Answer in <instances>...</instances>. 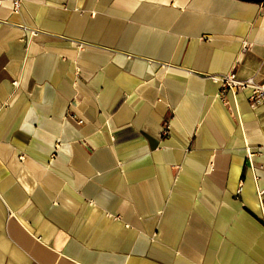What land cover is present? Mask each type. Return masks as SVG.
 Segmentation results:
<instances>
[{"label": "crops", "instance_id": "obj_1", "mask_svg": "<svg viewBox=\"0 0 264 264\" xmlns=\"http://www.w3.org/2000/svg\"><path fill=\"white\" fill-rule=\"evenodd\" d=\"M14 1L0 264H264L263 3Z\"/></svg>", "mask_w": 264, "mask_h": 264}, {"label": "built area", "instance_id": "obj_2", "mask_svg": "<svg viewBox=\"0 0 264 264\" xmlns=\"http://www.w3.org/2000/svg\"><path fill=\"white\" fill-rule=\"evenodd\" d=\"M14 3L18 8L20 0H15ZM203 77L209 78L214 82L219 83L221 85L222 92L226 91L227 89L234 90L235 92H241L250 89V101L253 107H256L264 102V83H258L254 77L240 79L235 70L223 74H206ZM225 102L227 103V101ZM80 122L82 123V121ZM169 131L170 124L167 122L165 125L164 134H168ZM238 191L240 192L241 189Z\"/></svg>", "mask_w": 264, "mask_h": 264}, {"label": "water", "instance_id": "obj_3", "mask_svg": "<svg viewBox=\"0 0 264 264\" xmlns=\"http://www.w3.org/2000/svg\"><path fill=\"white\" fill-rule=\"evenodd\" d=\"M249 2H255V3H264V0H244Z\"/></svg>", "mask_w": 264, "mask_h": 264}]
</instances>
